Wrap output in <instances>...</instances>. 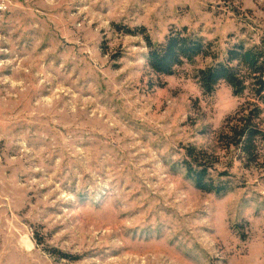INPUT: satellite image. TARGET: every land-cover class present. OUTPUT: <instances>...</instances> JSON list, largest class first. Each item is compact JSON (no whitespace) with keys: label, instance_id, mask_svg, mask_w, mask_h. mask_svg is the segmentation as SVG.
<instances>
[{"label":"rangeland","instance_id":"374dc122","mask_svg":"<svg viewBox=\"0 0 264 264\" xmlns=\"http://www.w3.org/2000/svg\"><path fill=\"white\" fill-rule=\"evenodd\" d=\"M183 28L222 60L264 44V0H0V264H264V142L221 139L252 95L205 94L209 56L148 65ZM188 146L234 189H197Z\"/></svg>","mask_w":264,"mask_h":264},{"label":"trees","instance_id":"16d2710c","mask_svg":"<svg viewBox=\"0 0 264 264\" xmlns=\"http://www.w3.org/2000/svg\"><path fill=\"white\" fill-rule=\"evenodd\" d=\"M146 41L147 62L156 74L173 76L185 64L194 65L199 56H209L213 58L212 65L197 74L205 94L210 95L220 83H227L236 97L252 95L253 102L243 105L227 120L228 133L222 134L221 139L228 148L239 151L248 165L256 162L264 142V130L259 123L264 113V44L249 47L241 42L228 48L219 60V55L212 51L213 44L188 32L187 28L171 32L163 43L154 44L148 35ZM215 163L206 150L195 146L185 148L182 166L186 177L197 189L224 196L234 189V178L228 171H219ZM61 255L75 259L68 254Z\"/></svg>","mask_w":264,"mask_h":264}]
</instances>
